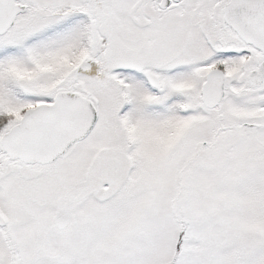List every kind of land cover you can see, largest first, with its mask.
Listing matches in <instances>:
<instances>
[{
	"label": "snow or ice",
	"instance_id": "snow-or-ice-1",
	"mask_svg": "<svg viewBox=\"0 0 264 264\" xmlns=\"http://www.w3.org/2000/svg\"><path fill=\"white\" fill-rule=\"evenodd\" d=\"M0 264H264V0H0Z\"/></svg>",
	"mask_w": 264,
	"mask_h": 264
}]
</instances>
